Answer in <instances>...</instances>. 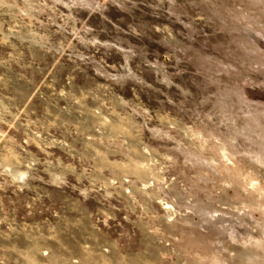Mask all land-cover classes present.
I'll return each instance as SVG.
<instances>
[{"label":"rangeland","instance_id":"obj_1","mask_svg":"<svg viewBox=\"0 0 264 264\" xmlns=\"http://www.w3.org/2000/svg\"><path fill=\"white\" fill-rule=\"evenodd\" d=\"M0 264H264V0H0Z\"/></svg>","mask_w":264,"mask_h":264}]
</instances>
